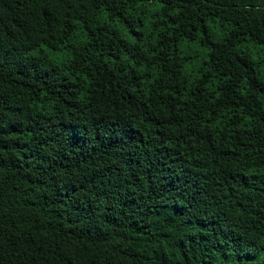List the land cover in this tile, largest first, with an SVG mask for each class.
<instances>
[{
  "label": "trees",
  "instance_id": "trees-1",
  "mask_svg": "<svg viewBox=\"0 0 264 264\" xmlns=\"http://www.w3.org/2000/svg\"><path fill=\"white\" fill-rule=\"evenodd\" d=\"M264 0H0V264H264Z\"/></svg>",
  "mask_w": 264,
  "mask_h": 264
},
{
  "label": "rangeland",
  "instance_id": "rangeland-1",
  "mask_svg": "<svg viewBox=\"0 0 264 264\" xmlns=\"http://www.w3.org/2000/svg\"><path fill=\"white\" fill-rule=\"evenodd\" d=\"M250 53L255 60L259 61L260 71L264 72V51L262 49L256 51L255 48H250Z\"/></svg>",
  "mask_w": 264,
  "mask_h": 264
}]
</instances>
